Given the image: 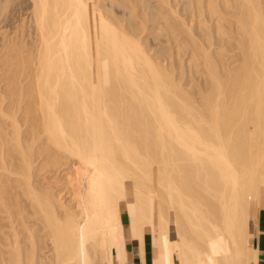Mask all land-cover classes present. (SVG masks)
Masks as SVG:
<instances>
[{
    "label": "bare ground",
    "instance_id": "6f19581e",
    "mask_svg": "<svg viewBox=\"0 0 264 264\" xmlns=\"http://www.w3.org/2000/svg\"><path fill=\"white\" fill-rule=\"evenodd\" d=\"M32 2L33 30L25 21L3 38L0 96L26 101L28 136L46 144L22 149L0 102V264H112L114 249L121 262L127 231L151 240L154 264H257L264 0H173L170 20L155 11L187 56V86L100 0ZM67 161L65 179L41 177Z\"/></svg>",
    "mask_w": 264,
    "mask_h": 264
},
{
    "label": "rangeland",
    "instance_id": "374dc122",
    "mask_svg": "<svg viewBox=\"0 0 264 264\" xmlns=\"http://www.w3.org/2000/svg\"><path fill=\"white\" fill-rule=\"evenodd\" d=\"M173 0H100V5L104 8L109 18L121 26L122 28L130 30L135 28V34L139 36L144 47L156 62L162 65H168V69L175 72L180 78V82L187 86L189 82V71L187 68V56H175V44H172L166 29H160L162 19L155 15V11L161 12L168 20H170L169 4ZM33 12L32 0H0V78L5 73V68L1 66V52L3 49V38L15 35L21 28L23 22L26 21V33L33 30V24L30 22ZM173 61V63H172ZM177 63L179 68L174 69V64ZM4 92V82H0V93ZM6 91V90H5ZM6 95V92H5ZM0 96V102L2 101ZM10 99L8 96L2 103L3 107H9ZM22 102V103H21ZM19 101L18 104L10 106L15 118L21 125V146L22 149H42L45 147L46 140L39 135H29V121H24V105L26 101ZM14 104V103H13ZM6 105V106H5ZM10 108V107H9ZM14 109V111H13ZM7 110V108H5ZM8 111V110H7ZM12 115V116H13ZM8 121H10L8 119ZM11 122V121H10ZM26 122V123H25ZM16 140L11 144L16 148ZM3 149H7L4 145ZM38 154H36L37 156ZM36 165H41L43 156L35 157ZM43 161V160H42ZM71 161H67L63 165L60 164L58 168L49 167L41 172V177L47 180L49 177H57L60 175L65 179L64 167L69 166ZM72 164V163H71ZM65 170V171H63ZM57 172V174L55 173ZM56 175V176H55ZM11 176H16L12 174ZM14 179L17 177H13ZM134 182H128V190L131 197L134 193ZM123 209V216L126 221V229H128V217L126 214L127 201L121 202ZM127 233V232H126Z\"/></svg>",
    "mask_w": 264,
    "mask_h": 264
},
{
    "label": "crops",
    "instance_id": "0c3cea01",
    "mask_svg": "<svg viewBox=\"0 0 264 264\" xmlns=\"http://www.w3.org/2000/svg\"><path fill=\"white\" fill-rule=\"evenodd\" d=\"M121 210L122 205H120ZM254 237L252 239V246L258 251L257 264H264V207L259 210L258 217L253 223ZM256 236V237H255ZM145 246V247H143ZM143 249L144 253L141 248ZM154 250L151 240L148 238L144 244L141 246L135 243L134 240L129 238V233L127 231V241H126V261L120 262L117 256L116 249L113 250L112 264H154ZM142 251V252H141ZM144 254V255H143ZM125 261V262H124ZM101 264H109L103 262Z\"/></svg>",
    "mask_w": 264,
    "mask_h": 264
},
{
    "label": "trees",
    "instance_id": "16d2710c",
    "mask_svg": "<svg viewBox=\"0 0 264 264\" xmlns=\"http://www.w3.org/2000/svg\"><path fill=\"white\" fill-rule=\"evenodd\" d=\"M124 212V211H123Z\"/></svg>",
    "mask_w": 264,
    "mask_h": 264
}]
</instances>
